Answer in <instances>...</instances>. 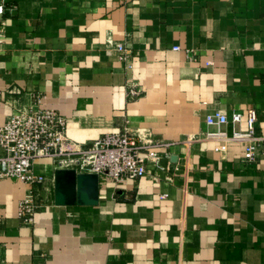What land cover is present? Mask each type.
<instances>
[{
    "label": "crops",
    "instance_id": "obj_1",
    "mask_svg": "<svg viewBox=\"0 0 264 264\" xmlns=\"http://www.w3.org/2000/svg\"><path fill=\"white\" fill-rule=\"evenodd\" d=\"M0 5V125L37 95L76 143L122 127L169 143L138 180L98 175L97 205L51 197L31 226L17 219L26 186L3 180L4 264H264V142L245 164L242 144L214 141L205 124L215 110L255 109L264 137V0ZM109 42L127 45V63ZM32 171L52 173L42 160Z\"/></svg>",
    "mask_w": 264,
    "mask_h": 264
},
{
    "label": "built area",
    "instance_id": "obj_2",
    "mask_svg": "<svg viewBox=\"0 0 264 264\" xmlns=\"http://www.w3.org/2000/svg\"><path fill=\"white\" fill-rule=\"evenodd\" d=\"M5 10L0 5V21ZM3 36L0 31V43ZM108 45L117 52L119 60L128 62L127 45L111 42ZM131 96L137 98L139 92L132 90ZM28 101L0 125V185L3 180L13 179L27 184L32 190L18 203L17 219L21 225H33L35 215L47 201L38 188H32L36 183L32 167L37 159H51L56 169L105 175L114 183L121 184L140 179L145 175L148 163L157 161L169 146L160 139L151 138L143 142L126 127L90 142L76 143L67 137L64 116L55 110L42 108L40 96L29 95ZM243 120L245 129L239 127ZM228 123L235 127L231 135L222 129ZM256 123L255 109L233 112L230 120L223 111L215 110L206 116L205 124L216 130L206 133V136L221 144L241 143L244 150L241 162L254 164L264 142V137L256 131ZM221 149L223 145L215 147L217 152ZM0 264H4L1 256Z\"/></svg>",
    "mask_w": 264,
    "mask_h": 264
},
{
    "label": "water",
    "instance_id": "obj_3",
    "mask_svg": "<svg viewBox=\"0 0 264 264\" xmlns=\"http://www.w3.org/2000/svg\"><path fill=\"white\" fill-rule=\"evenodd\" d=\"M166 162V159L159 160L160 164ZM98 193L97 174L77 173L73 169L61 168L53 172V203L55 206H95L98 204Z\"/></svg>",
    "mask_w": 264,
    "mask_h": 264
},
{
    "label": "rangeland",
    "instance_id": "obj_4",
    "mask_svg": "<svg viewBox=\"0 0 264 264\" xmlns=\"http://www.w3.org/2000/svg\"><path fill=\"white\" fill-rule=\"evenodd\" d=\"M38 161L39 160H42L44 161V163L46 164H49V166L51 167L52 169V173L50 174H46V173H32L35 175V185L32 186V188H38V191L47 198V201L44 203L45 206H50L52 205L51 204V197H52V200H53V172L54 170L56 169L55 166H53L52 164V160L51 159H37ZM36 160V162H37ZM16 182H19V181H16ZM19 183H22V182H19ZM24 186H26V191H25V195L24 197L21 199V200H24L28 197L29 195V192L32 191L30 190L29 186L25 183H22ZM20 202V201H19ZM54 204V203H53Z\"/></svg>",
    "mask_w": 264,
    "mask_h": 264
}]
</instances>
